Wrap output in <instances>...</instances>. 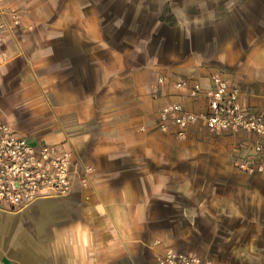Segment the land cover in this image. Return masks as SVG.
Instances as JSON below:
<instances>
[{
  "label": "crops",
  "instance_id": "crops-1",
  "mask_svg": "<svg viewBox=\"0 0 264 264\" xmlns=\"http://www.w3.org/2000/svg\"><path fill=\"white\" fill-rule=\"evenodd\" d=\"M0 13V122L73 171L64 197L0 205V264H151L167 249L264 264V174L237 169L264 137L160 129L167 105L206 111L188 90L213 75L264 116V0H0Z\"/></svg>",
  "mask_w": 264,
  "mask_h": 264
},
{
  "label": "built area",
  "instance_id": "built-area-1",
  "mask_svg": "<svg viewBox=\"0 0 264 264\" xmlns=\"http://www.w3.org/2000/svg\"><path fill=\"white\" fill-rule=\"evenodd\" d=\"M2 13H0V20ZM16 17L11 25L18 26ZM10 28L0 21V46L3 31ZM161 82V80H159ZM212 89L202 93L200 88L188 90L191 99L203 95L208 103L203 113L187 111L182 105L170 104L160 111V129L165 122L175 126L177 139H184L188 126L203 123L212 133H253L264 137V116L247 115L239 104V92L228 87L218 75L211 77ZM177 89H186L183 81L175 84ZM256 160L258 162H256ZM72 164L68 154L58 147L32 145L15 136L8 125L0 122V205L21 209L42 198L64 197L71 188ZM237 169L247 174H264V146L256 142L251 148V157L240 161ZM80 183L86 187L90 168L81 169ZM151 264H214L211 260L167 249L157 255Z\"/></svg>",
  "mask_w": 264,
  "mask_h": 264
}]
</instances>
